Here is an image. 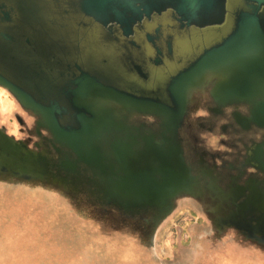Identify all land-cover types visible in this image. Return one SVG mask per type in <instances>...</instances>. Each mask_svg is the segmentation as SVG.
Here are the masks:
<instances>
[{
  "label": "water",
  "instance_id": "obj_1",
  "mask_svg": "<svg viewBox=\"0 0 264 264\" xmlns=\"http://www.w3.org/2000/svg\"><path fill=\"white\" fill-rule=\"evenodd\" d=\"M53 62L64 98L26 92L28 66L46 71ZM162 64L170 97L117 88L144 74L163 85ZM51 75L38 71L43 81ZM207 87L219 108L246 105L249 122L264 127V0H0V89L35 120L37 135L51 138L44 147L0 127V182L44 186L71 208L89 200L86 221L131 247L121 261L156 264L159 228L192 202L209 224L194 239L204 261L196 264L229 254L262 262L264 153L244 161L230 193L218 188L204 154L197 171L184 156L178 132L203 113L193 95Z\"/></svg>",
  "mask_w": 264,
  "mask_h": 264
},
{
  "label": "rangeland",
  "instance_id": "obj_2",
  "mask_svg": "<svg viewBox=\"0 0 264 264\" xmlns=\"http://www.w3.org/2000/svg\"><path fill=\"white\" fill-rule=\"evenodd\" d=\"M0 92L9 96L1 89ZM6 97L4 103H7ZM9 101L8 109L5 108L8 105L0 104V116L13 107L12 100ZM34 186L0 182V264H83L86 256L92 257L94 264H112L114 260L119 264H132L119 260L131 247L123 241L118 245L112 242L114 239L103 237L101 233L106 235L100 227L95 230V226L86 221L83 214L92 208L88 205L89 200L84 198V204L72 209L52 199L50 189L39 185V189H35ZM89 213H95V210ZM208 230V221L198 206L184 202L159 228L154 262L196 264L198 260L204 263L194 239L206 236ZM234 255L220 256L214 264H264L259 258L257 262L247 256L242 261ZM144 258L147 260L146 256Z\"/></svg>",
  "mask_w": 264,
  "mask_h": 264
},
{
  "label": "flooded vegetation",
  "instance_id": "obj_3",
  "mask_svg": "<svg viewBox=\"0 0 264 264\" xmlns=\"http://www.w3.org/2000/svg\"><path fill=\"white\" fill-rule=\"evenodd\" d=\"M41 48L43 47L41 46ZM37 66L38 68L29 65L25 70L22 76L27 77V80H29V77L30 80L27 81V85L23 82V89L38 98L44 95L49 99L64 98L62 92L64 80L59 81L57 79V75H55L57 66L55 63L53 62L52 69L47 68L46 71L43 69V66L40 67L38 64ZM163 66V64L160 66L162 69L157 67L161 69V75L165 78L163 85L155 84L156 82L153 83L150 76H145L146 74H144V77L138 78L133 75L131 81L120 82L116 86L118 89L132 96L154 100L162 98V96L170 97L167 81L171 78V74L168 73L170 70H167L166 66L163 70ZM39 70L40 73L46 72L48 75L53 73V76L51 75L52 79L43 81L38 76ZM36 72L37 75H34L33 73ZM5 75L9 79L14 80L10 75ZM4 96L6 97L4 93L0 92V104L4 103ZM7 97L12 100L9 96ZM193 97L198 102L195 101V105L192 107H197L203 113H198L196 116L192 115V120H189L188 123L185 122V126L182 125L184 128L181 127L179 129L178 133L186 162L197 171V168L200 169L198 165L199 153L204 154L210 165L216 167L218 171L213 176L218 188L224 193H230L235 189L239 172L243 171L241 167L244 161L257 157L258 152H261V154L264 153V127H259L249 122L250 109L246 105L237 104L236 106L230 104L219 108L218 103L211 96L210 87L195 93ZM8 98L7 103H4V105H8V107L5 106L6 109L11 104ZM143 122L146 131L154 129L155 122L152 119H143ZM2 126L6 128L9 134L15 136L16 139H31V144L37 142L39 145L47 147V143L51 139L47 132L41 130L40 134L37 135L35 120L21 111L14 102L11 110L5 115L0 116V127ZM182 130L186 136L184 134L182 136ZM55 147L61 152V155L67 154L68 152L66 149L60 148L57 144ZM44 149L47 150V148ZM50 150V156L56 160L59 154H57L51 145ZM189 155H192V157H189ZM250 171L254 172L253 170ZM247 173L249 174L250 172L247 171ZM258 178L263 179L264 177L262 178V175H259ZM209 180L207 177V182ZM250 180L252 178L245 181V183L251 182ZM238 182L244 184L242 180ZM206 202L210 203V200L206 198ZM217 203H214V205ZM228 237L232 239L233 236Z\"/></svg>",
  "mask_w": 264,
  "mask_h": 264
},
{
  "label": "bare ground",
  "instance_id": "obj_4",
  "mask_svg": "<svg viewBox=\"0 0 264 264\" xmlns=\"http://www.w3.org/2000/svg\"><path fill=\"white\" fill-rule=\"evenodd\" d=\"M2 90V89H1Z\"/></svg>",
  "mask_w": 264,
  "mask_h": 264
}]
</instances>
